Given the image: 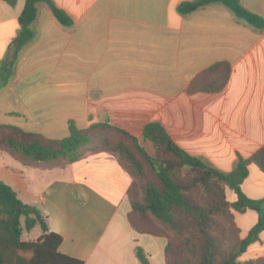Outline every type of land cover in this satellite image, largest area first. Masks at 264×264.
Listing matches in <instances>:
<instances>
[{"label": "crops", "instance_id": "0c3cea01", "mask_svg": "<svg viewBox=\"0 0 264 264\" xmlns=\"http://www.w3.org/2000/svg\"><path fill=\"white\" fill-rule=\"evenodd\" d=\"M25 0H0V62L17 35ZM73 21L59 24L49 7L36 6L34 38L18 55L9 83L0 88V125L49 140L107 122L136 138L153 155L142 128L160 123L184 151L223 171L264 146V29L210 5L187 16L191 0H52ZM264 19V0H240ZM215 64L229 76L217 92H188L192 79ZM240 184L249 199L264 198V173L255 165ZM0 181L38 210L56 253L83 264H166V239L135 231L128 221L133 178L106 153L63 166L25 165L0 151ZM229 202L236 200L226 192ZM21 219V223H22ZM257 214H235L246 236ZM40 221L22 228L21 241L42 235ZM22 227V226H21ZM264 259V230L240 261Z\"/></svg>", "mask_w": 264, "mask_h": 264}, {"label": "trees", "instance_id": "16d2710c", "mask_svg": "<svg viewBox=\"0 0 264 264\" xmlns=\"http://www.w3.org/2000/svg\"><path fill=\"white\" fill-rule=\"evenodd\" d=\"M41 2L49 7L59 24L65 27L73 24L70 16L52 0H25L18 17L17 35L8 48V57L0 62V88L11 80L20 50L34 38L32 24L36 6ZM210 5H221L243 23L264 29V19L246 10L240 0L185 1L177 5L176 11L187 16ZM228 76L226 64L212 65L191 80L188 92L220 91ZM95 131L113 132L116 138L113 142L105 140ZM99 137L112 147L109 150L93 147ZM142 137L152 144L153 155L135 137L107 122L85 129L70 124L68 136L61 140L0 125V151L22 164L46 167L71 164L98 153L112 155L133 178L128 221L139 233L166 239V264H264L262 258L239 259L264 230V198L249 199L240 190L248 165L253 164L264 173V146L248 158L238 157L232 170L223 172L181 149L158 122L145 124ZM228 191L235 193V201L227 200ZM246 210L254 211L257 220L242 238L235 214ZM21 219L25 230H31L40 221L42 235L36 241H21ZM46 232L39 211L22 203L12 188L0 181V264H83L56 253L59 239ZM135 254L140 264H150L139 247Z\"/></svg>", "mask_w": 264, "mask_h": 264}, {"label": "rangeland", "instance_id": "374dc122", "mask_svg": "<svg viewBox=\"0 0 264 264\" xmlns=\"http://www.w3.org/2000/svg\"><path fill=\"white\" fill-rule=\"evenodd\" d=\"M95 134H97V136L100 134L99 136H102L103 139L111 140L112 142H113L112 139L116 138V135L113 132H110V133L103 132L102 133V132H96L95 131ZM103 139L101 137H99L96 141L93 142L92 146L95 147L96 149H108L109 150L112 147L111 143L109 145V144H107V142H104ZM21 226H22L24 233H25L26 230L24 228L23 220H22ZM149 227L152 228L151 225H149Z\"/></svg>", "mask_w": 264, "mask_h": 264}]
</instances>
